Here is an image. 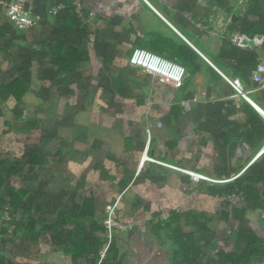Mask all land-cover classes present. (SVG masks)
Masks as SVG:
<instances>
[{
  "label": "trees",
  "instance_id": "1",
  "mask_svg": "<svg viewBox=\"0 0 264 264\" xmlns=\"http://www.w3.org/2000/svg\"><path fill=\"white\" fill-rule=\"evenodd\" d=\"M74 1L53 0V5L48 9L53 22L42 21V41L37 44L39 49L31 51L27 62L25 61L21 69L10 70V81L3 82L0 79V99L7 102L13 98L16 108L25 107V96L31 91L32 62H37L43 68L51 67L50 76L65 97L73 94L72 85H75L77 92L83 96L86 95L85 92L90 88V76L84 74L81 66L90 63L89 50L91 49L94 55L100 57L101 67L98 69L97 79H107L109 88L120 99H135L137 103H145V97L136 95L130 87L124 88L115 83L114 71L108 67L113 65L116 54L109 47L107 40L100 35L103 28L96 30L93 29V22L84 23V16L87 17L91 13L84 9V0H82V16L76 12ZM61 3L64 4L63 8L57 14L52 13V9ZM258 25L264 24L260 22ZM135 28L132 26L134 35L138 38L140 35L137 34V29L134 30ZM167 28L174 37L148 33L141 37L139 48L144 47L143 49L155 51L184 66L187 75L180 89L185 90L187 82L192 83L197 76L203 73L209 75L211 85L215 84V80H223L217 69L175 31L170 27ZM258 32L264 33V29H256L249 22L243 23L242 34L248 38ZM213 43L214 41L209 39L203 44L198 42L197 47L216 67L221 71L233 70L235 75L231 76L232 79H235L236 75L243 76L244 66H249L251 75H253L252 71L258 64L257 56L252 55V58L245 62L241 56V47L227 38L219 41L220 48L217 53H214L211 47ZM228 73L225 74L230 76ZM259 88L255 92L256 96L251 95L248 98L264 111V87L259 86ZM240 110L243 113L242 121L236 122L231 127L223 126L227 139L224 146L229 151L236 152L244 144L249 149L248 155L245 160L239 158L235 168L220 165L212 177L218 182L200 180L197 183V187L206 188V193L210 197L219 199V208L210 211L193 207L186 209L171 207L154 211L150 202L143 204V212L150 215L147 218V224L156 244H171L168 258L172 264H264V227L259 231L255 227L249 228L248 225H242V219L248 208L264 215V117L245 100ZM170 115L175 126L181 123L184 114L180 103L173 104ZM43 124L41 117L32 114L30 118L25 119L20 130L29 134L41 130ZM17 139L16 136L9 153L0 152V188L8 189L7 194L0 198V222H4L1 217L4 211H8L11 219L18 222V231L22 232L23 237L36 243L47 237L45 233L47 228H49L50 238L56 236L61 229L67 228L68 233L61 241L62 254L74 256L76 264H124L127 253L124 254L118 248L116 232L119 229L113 230L105 255L102 258L99 257V251L108 240L103 223L105 213L103 216H96L95 200L91 193L67 192L64 197L69 198L68 195L71 197L66 199L67 202L64 201L65 204L58 209L53 208L50 200L44 203L42 198L45 194L38 190L31 198L28 197V191L18 184L38 181L40 170L43 167L42 155L36 149L29 151L27 155L26 151L22 153V147H18V152H12L13 143ZM53 140L54 138L51 137H41L40 144L46 147ZM146 144L142 143L140 149L144 150ZM150 145L151 141L149 153L152 154ZM177 145V140H174L169 147L170 150L176 148ZM124 150L125 154L133 150L131 137H125ZM57 152L56 150L55 155ZM119 162H122L121 165L128 171L124 183L119 185L123 190L133 185L131 181L136 172L129 170L125 159ZM173 165L181 168L180 165ZM183 168L186 170L185 167ZM190 168L189 171L204 174V171L198 169L196 165ZM5 169H8L7 172ZM8 178L14 179V182L8 183ZM193 182L191 176L187 174H184L181 179V185L189 188V190L186 189L188 195L197 189L190 188ZM75 195H81L82 198L76 200ZM234 198L237 200L232 201ZM242 203L243 206H241ZM139 206L138 203L136 208ZM216 220L225 223V227L229 229L228 235L223 229L218 231L213 227ZM164 230L170 233L169 237L162 236ZM222 241H228L233 246H221ZM0 264H11V262L0 258ZM47 264L53 263L48 262Z\"/></svg>",
  "mask_w": 264,
  "mask_h": 264
},
{
  "label": "crops",
  "instance_id": "2",
  "mask_svg": "<svg viewBox=\"0 0 264 264\" xmlns=\"http://www.w3.org/2000/svg\"><path fill=\"white\" fill-rule=\"evenodd\" d=\"M28 5H30L34 14L41 18L40 22L38 26L32 28L31 30L17 31V29L15 30L10 24L4 10L5 8H3V5L0 3V79L3 82H7L9 80L10 70L21 69L25 61L27 62L31 51L39 49L37 44L42 41L44 20L53 22L52 16L48 13L49 7L53 5V0H29ZM60 5L64 4L61 3ZM84 9L88 13L94 12L95 15L98 16L94 19L92 24V26H94L93 29L98 30L103 28L100 35L107 40L109 47L116 54L113 65L108 67L114 71L116 84H118L116 82V74L121 72V68L128 64V57L133 48H139L142 41L141 37H144L148 33L159 34L164 37H174L173 33L167 27H170V29L175 31L180 37H182V39H184V41L191 45L210 65L217 69L219 74L223 77V80H215V84L211 85L209 75L203 73L197 76L192 83L187 82L185 90H182L176 89L170 85H159L155 80V77L142 73V71L138 68H134L133 71L135 72L132 74V78H134V80H139V84H141L139 86H141L142 89H149V93H151L156 99L154 104L160 105V107L162 104L165 105V109L163 110L166 112L164 111V115H161L160 117L149 116L151 123L158 121L155 123V127L151 129L150 148L152 154L149 153L148 149V155L150 157L169 165H179L178 162L171 163L165 160L166 157H173L168 155V151H173L170 150L169 147L174 140H177V143H181L183 140L184 142H191L187 143V145H198L200 151L201 149H204L205 146L214 148L220 146L225 148L224 145L227 139L224 135L226 132L223 130V126L231 127V125H234L236 122L243 120V113L240 108L243 105L244 100L243 96L235 90L228 80H238L240 82V88L243 93H246L247 97L255 95L259 86L252 81V75L250 72L251 68L249 66L243 67L242 77L236 75V77L234 76L235 79H232L231 76L235 75L233 74L234 71L231 69L221 71L203 54V52L197 47V43L199 42L200 44H203L209 39H212L214 41L212 44L213 46H211L212 51L217 53L220 48L219 41L221 39L227 38L234 43L233 39L244 36L246 40L239 45V47H241V56L245 62L250 60L252 55H254L257 56V63H259V61L264 63V33L258 32V34L253 35L251 38L242 34V25L245 22H249L251 25L256 27V29H264V25H258L260 22L264 24V0H84ZM5 24L8 26H5ZM132 26L134 28L136 27L134 30L136 31L137 29V34L140 35V37H135L136 35H134ZM112 32H114V34ZM182 32L190 38L188 39ZM107 33L110 37H106ZM125 37H127V40H131V38L133 39L131 44L128 45V43H126L124 39ZM27 48H30L31 51ZM124 48L125 52H123ZM150 52L158 54L155 51L150 50ZM124 54L127 55L125 61L122 60V56ZM89 55L91 59L90 63L92 64V59L95 57L99 60L97 65L101 67L100 57L98 55H94L93 50H89ZM35 65L39 68L41 67V65L37 62H32V68L30 71L35 69ZM131 69H133V67H131ZM83 72L85 75L89 74L86 73V71ZM225 73L230 74V76H227ZM105 86L110 92H112L110 94L119 97L111 90V88H109L110 85H108L107 79L105 81ZM122 86L127 88L129 85L122 84ZM89 87L90 91V89H101L102 85H99L98 83L96 84V82L93 84L90 81ZM160 89L167 91L165 102L162 104H159L158 101L160 99ZM72 91L73 94L71 96H73L75 92L73 89ZM87 91L85 92L87 94L84 96L78 92L80 93L82 100L83 98L89 96V91ZM29 93H31V91ZM133 93L135 92L133 91ZM135 94L142 95L144 97V93ZM71 96L68 97L70 98ZM93 100L96 101L95 104L103 105L102 98L99 99L97 96H93ZM14 102L13 98H10L7 102L0 99V105H3L4 107L0 108V152L3 153H9V151H11L12 142L16 139V136L18 140H23V138L26 140L25 132H22L20 128L16 130V128L12 127V113L10 110L8 111L7 108L12 109ZM175 103H180L184 114V118L177 126L173 124L170 115L171 108ZM184 103H186V105H184ZM236 105L239 108V112L235 108ZM156 108L158 107L156 106ZM13 118L15 119V116ZM197 118L199 121H196ZM94 119H92V122ZM98 119L103 120L101 115H98ZM151 123H149V126ZM158 123L161 124V128L158 127ZM86 126L89 132V125ZM176 128H183L184 130H187L186 136H188L189 139H182L185 135L183 133H179ZM146 130L150 131L149 127ZM144 136H146L145 133ZM193 137L198 138L197 142L191 139ZM87 138L88 137H85L87 143L85 144V148H90L91 151H98L99 149L97 147L102 148L105 145V141L102 142L101 137H99V133L96 132V130L94 132L93 139L89 138L87 140ZM124 139L125 137L123 138V145L120 150L122 154L125 153ZM64 141L65 139L59 140V142ZM142 143H147L145 137H143L139 147L132 151L133 153H138L136 160H126V165L129 170H134L136 172L133 180L131 181V184H133L132 186H127L124 190L119 187L120 183H124L126 174H128L127 169L121 165L122 162H119L122 160V154L120 157H117V161L113 164L106 163V165H102V161H100L99 157L91 158V162H89L88 157L86 156L87 154H85L84 157L86 161L84 167L80 169L81 172L79 174V179L81 181L87 180L86 177L89 176L90 171L94 170L99 172L98 177L100 180H97L94 186H92L91 183L81 185V190L84 193L92 194L95 200L96 216H103L105 205L119 197L118 203L120 204L117 207V219L122 224H125L127 229L124 231L118 230L116 232V239L118 248H120L124 254L127 253V256L124 259V264H172L168 258V252L171 248V244L157 245L153 235L149 231L147 218H149L150 215H147V218L142 220V222L139 221V219L132 218V216L135 215L134 213L137 209H142L143 204L147 202L151 203L152 210L154 211L158 209H167L168 207H163L161 202L165 201V197L162 198L159 196L158 198L160 200H157L151 194V197L147 198L143 195V188L147 190L148 184L152 180L160 184L169 183L171 181V183L175 186L176 178H179V183L181 184L182 176H180L179 173L172 171V169L170 170V168L158 163L146 162L142 166L141 160L146 149V146L144 150L140 149V145ZM60 144L61 143L57 145V148ZM225 149L228 151L230 156L234 154L237 155V164L239 158H243V160H245L246 156L244 152H249V149L244 144L243 146H240L236 152L229 151L227 148ZM56 150L58 151L56 154L57 157L54 158H57L56 167H58V169L54 172V177L58 171H61L59 174V183L54 184L57 186L58 190L54 191L56 193L54 194L55 196L51 194L52 196L50 197L43 196L42 198V201L46 198H50V203H52L54 209H58L63 206L67 202L65 201L64 203L63 200L71 197V195H68L69 198L64 197L67 192L71 193V191H80V187L74 186L72 182H68L73 176L71 172L75 169L74 164L70 163L71 159L65 160L61 158V147ZM39 151L42 155L41 162L43 163V169L45 167V162L47 165L51 164V162L47 160L48 157L46 156V149ZM23 152H25L24 149L22 153ZM238 154H240L239 157ZM108 155H110V153ZM78 157L81 158L80 156ZM84 157L82 156L81 159ZM137 159L138 162H136ZM110 160H113V158ZM135 162L136 164H134ZM132 164H134V166H132ZM220 165L223 164L220 163ZM90 166H92V168ZM224 166L231 168V166L227 163H225ZM42 169L40 170L38 181L41 179ZM7 170L8 169H5V172H7ZM102 179H104V181H102ZM13 182L14 179L8 178V183ZM77 183H80L79 180H77ZM23 184L24 182H22L20 186ZM88 184H90L91 188L87 187ZM138 185H140V191H138ZM21 187L28 191L26 187ZM94 188H98L99 190L94 192ZM136 188L137 190L133 191ZM182 188L186 191V187L182 186ZM3 189H5V191ZM69 189L71 190L68 191ZM0 190L4 192L0 195V198H2L5 194H7L8 189L4 187L0 188ZM101 192L102 194H107L108 192V195L105 197L100 196ZM175 193L177 194L179 191L172 190L171 194ZM165 194L168 196L169 193ZM32 196L29 195L28 192V197L31 198ZM56 196H60V205L53 204V198ZM81 198V195H75L76 200H80ZM99 199H101V202ZM138 203L140 206L139 208H136ZM66 205L69 206V204ZM4 215L5 214L1 217V220L4 222H0V234H3L5 237L0 246V258H4L5 260L7 259L11 262V264H47L48 262L63 264L61 263V259L63 258H68L69 261L75 263L74 256L70 254L65 256L62 254L61 241L68 233L67 228L61 229L60 232L58 234L56 233V236L53 238L48 236L49 228H47V232L45 231L47 237H45L43 241L38 243L31 242L23 237L22 232L18 231V222L15 221V219L12 220L11 218L10 221L7 222ZM166 235L169 237L170 233L164 230L162 236ZM129 238H133V240L136 239L137 243H134L133 241L132 244H128L127 242L129 241ZM150 241L151 248L149 251ZM15 244L17 247H15ZM154 244L156 247H154ZM130 246L133 247L132 250L135 251V255L133 252L130 254L128 253V247ZM23 250L26 251V254L23 253ZM57 253L60 255V257L56 259L57 261L47 260L51 257V255H56ZM58 261L60 263H58Z\"/></svg>",
  "mask_w": 264,
  "mask_h": 264
},
{
  "label": "rangeland",
  "instance_id": "3",
  "mask_svg": "<svg viewBox=\"0 0 264 264\" xmlns=\"http://www.w3.org/2000/svg\"><path fill=\"white\" fill-rule=\"evenodd\" d=\"M112 33L114 34V32ZM106 37H110V35L107 33ZM127 37H125L124 39L129 45L131 44V41L133 39L131 38V40H127ZM27 49L31 51L30 48ZM123 52H125V48ZM126 56L127 55L125 54L122 56L123 61L126 60ZM98 61L99 60L94 57L92 59V64L88 63L81 66L83 67V71L89 73L90 81L93 84L96 82V84L98 83L99 85H102L101 89H90L89 96L83 98V100L81 99L80 93L76 91L75 85H72L71 87L75 91L74 95L70 98H65V96L58 89L55 80L50 76L51 67L46 69L43 67L39 68L37 65H35V69L30 71L31 93L26 95L25 107L15 108L13 106L12 109L7 108L8 111L10 110V112L12 113V127L16 128V130L18 128L21 129L23 127L25 119L30 118L32 114L38 115L44 121V127L41 130L34 131L29 134L27 133L26 140L21 137L23 138V140L17 139L16 142L13 143L12 152H18V147H22L24 151H26L27 155L30 153L29 151L33 149H38L41 151L46 149V151L49 153L46 154V156L48 157L47 160H49L51 164L47 165L46 162L44 163L45 167L41 171L40 181H37L35 183H24L23 185H21L28 189L29 195L32 196L33 193H35L37 190L44 193V196L47 197L56 194L54 191H57L58 188L54 184L59 183V174L61 173V171H58V173L54 177V172H56L58 169V167H56L57 158L54 157H57L55 155V152L56 149H60V147L61 158L65 160L71 159L70 163L74 164L75 167V169L71 172L73 176L68 182H72L74 186L80 187L79 193H83V191L81 190V185L85 183H91V185L94 186L97 180H100L98 177L99 172L94 170L90 171L89 176L86 177L87 180L81 181L79 179V174L81 172L80 169L84 167L86 161L84 157L85 154H87L86 156L88 157L89 162H91V158L99 157L100 161H102V165H106V163L113 164L115 161H117V157H120V155L122 154L120 150L122 149L124 137H131L133 145L132 151H134L139 147V144L143 140V137H145L148 142L149 134L151 135V129L154 128L155 123L158 122L156 121L155 123H151V121L149 120V116L160 117L166 112L165 110H163L165 109V105H163L162 103L165 102L167 91H165L164 89H160L159 91L160 99L158 101L159 104H162V106L160 107V105L154 104L156 100L155 97L151 93H149V89H142L141 86H139L141 85L139 84V80H134V78H132V74L135 71H133L134 68L131 69L128 64L126 66H123L121 68V72H118L116 74V82L121 85H129L127 87H130L137 94L144 93V97L147 96L146 102L137 103L135 99L121 100L116 95L110 94L112 92H110L105 86L106 80L101 79L98 81L97 79V72L100 67L97 65ZM64 89L66 90V87H64ZM93 96H97L99 99L102 98L103 105L95 104L96 101L93 100ZM156 106L158 108H156ZM0 108H4L3 105H0ZM235 108L237 111L239 110L237 105L235 106ZM13 114L15 116V119L13 118ZM98 115H101L103 120H99ZM20 116L24 118H20ZM92 119H94L93 122ZM196 121H199V119L197 118ZM149 123H151L150 126ZM85 124L89 125V132ZM148 127L150 129V133L146 130ZM158 127L161 128V126ZM176 129L179 131V133H183L185 135V137L182 139H189V137L186 136L187 130H184L183 128ZM95 130L99 133V137H101L102 142L105 141V145L102 148L97 147L99 149L98 151H91L90 148H87V150L85 148V144H87L85 137H88L87 140L89 138L93 139ZM144 133L147 137L144 136ZM41 137H51L54 138V140L51 141L50 144L46 146L49 147L46 148L40 144ZM60 139H65V141L59 142ZM191 139L195 142H197L198 140V138L194 137ZM59 143L61 144L57 148V145ZM187 143L191 142H184V140L181 141V143L179 142L177 147L172 149L173 151H168V155H171L174 158L166 157L165 160L171 163L178 162L179 165H181V168L185 167L188 169V171L191 170V166L196 165L198 169L204 171V174L206 173L205 176L209 179H213L212 177L214 173H216L217 169H219L220 163H224L223 165L227 163L231 167H237V155L234 154L230 156L228 151L223 147L218 146L214 148L205 146V148L201 149L200 151L198 145L192 146L187 145ZM10 150H12V146ZM132 151L126 154L123 153L121 159H131L132 161H135L138 153H133ZM109 153L110 155H108ZM239 155L240 154H238V157ZM247 155L248 153L246 152L245 156ZM78 156H80L81 158L83 156L84 158L81 159ZM111 158H113V160H110ZM136 162H138V159ZM136 162L134 164H136ZM134 164H132V166H134ZM90 167L92 168V166ZM172 171L179 173V175L182 177L184 176V174H186L180 169H172ZM77 180H79L80 183H77ZM102 181H104V179H102ZM197 183L198 181H194L190 185L191 189H197H195L192 194L188 195L186 191L189 190V188H186L187 190L185 191L182 188V186L184 185L181 186V184L179 183V178H176L175 186L173 183H171V181L169 183L160 184L152 180L149 182L147 190L143 188V195L149 198L152 194L157 200H160L158 198L159 196H161L162 198L165 197V201H161L163 204L162 206L168 208L178 207L186 209L188 207H195L198 209H208L210 211H214L219 208V199L210 197L206 193V188L197 187ZM87 187L91 188L90 184H88ZM3 190L5 191V189ZM70 190L71 189H69L68 191ZM98 190V188H94V192ZM135 190H137V188L133 191ZM140 190V185H138V191ZM172 190L179 191V193L171 194ZM2 193L4 192L0 190V195H2ZM165 193H169L168 196ZM106 195H108V192L107 194H102V192L100 194V196L103 197H105ZM59 198L60 196H56L55 198H53V204L60 205L61 200ZM47 200H50V198H46L44 202L46 203ZM65 200L66 199H64L63 201ZM99 200L101 202V199ZM233 200L235 201L237 200V198L232 199V201ZM119 204L120 203H118V205ZM243 205L244 204L242 203L241 206ZM134 214L135 215H133L132 218L139 219V221L141 222L142 220L147 218V214H145L142 209H137ZM242 225H248L249 228L255 227L260 231L262 227H264V215L256 211H251L248 208V210L245 212V217L242 219ZM213 227L218 231L223 229V231L227 235L229 234V229L225 227V223L223 221H214ZM133 241L134 243H137L136 239L133 240V238H129V241L127 243L132 244ZM220 244L221 246H233L232 243L228 241H222ZM225 246L224 248H226ZM15 247H17L16 244ZM154 247H156L155 244ZM150 248L151 241L149 245V251ZM132 249V246L128 247V253L130 254L131 252H133L135 255V251ZM23 253L26 254V251L23 250ZM57 254H53L49 259H46L48 261H57L56 259L60 257V255ZM52 263L55 264L54 262ZM58 263L60 262L58 261ZM61 263L75 264L74 262L69 261L68 258L61 259Z\"/></svg>",
  "mask_w": 264,
  "mask_h": 264
},
{
  "label": "built area",
  "instance_id": "4",
  "mask_svg": "<svg viewBox=\"0 0 264 264\" xmlns=\"http://www.w3.org/2000/svg\"><path fill=\"white\" fill-rule=\"evenodd\" d=\"M29 0H0V3L6 10V16L11 23V25L18 30H30L36 26H38L40 22V17L35 15L30 5H28ZM75 9L76 12L82 16L83 13V2L82 0H75ZM63 5H59L52 9V13L57 14ZM95 13L91 12L89 16H84V23H92L95 19ZM246 38L244 36H240L239 38L233 39L234 43L237 45H241ZM128 64L133 68H138L142 71V73L152 75L155 77V80L159 85H170L176 89H180L183 85L184 79L186 77V69L179 63L173 62L167 58H164L156 53L150 52L143 48H135L131 52V55L128 57ZM225 77V76H224ZM226 78V77H225ZM227 79V78H226ZM228 80V79H227ZM252 81L256 83L260 87H264V63L260 62L256 65L253 75ZM230 84L235 88V90L243 96L244 100L248 101L249 98L246 96V93H243L240 88V82L238 80H228ZM196 100V99H195ZM250 101V100H249ZM186 105V103H184ZM158 126H161L159 123ZM150 133V131H148ZM151 135L149 134V140L146 145V149L144 151L141 165L143 166L146 162L158 163L163 166H166L170 169L181 170L185 172L187 175H190L194 181L206 180L209 182H218L214 179H209L208 177L193 171L184 170L167 163H163L157 161L148 155L149 144L151 141ZM119 197L115 198L113 201L107 203L104 208L105 218L103 223L106 228V236L108 238L107 242L103 245L102 249L99 251V257H103L105 255V251L109 246V242L111 240L113 230L119 229V231H124L127 229L125 224H122L117 218V207H118ZM4 218L7 222L10 221V214L8 211L4 213ZM4 235L0 234V246L2 240L4 239Z\"/></svg>",
  "mask_w": 264,
  "mask_h": 264
},
{
  "label": "water",
  "instance_id": "5",
  "mask_svg": "<svg viewBox=\"0 0 264 264\" xmlns=\"http://www.w3.org/2000/svg\"><path fill=\"white\" fill-rule=\"evenodd\" d=\"M247 101V100H246ZM250 105H252L254 108H255V110L258 112V113H260L263 117H264V111L263 110H261L257 105H255L251 100L249 101H247Z\"/></svg>",
  "mask_w": 264,
  "mask_h": 264
}]
</instances>
